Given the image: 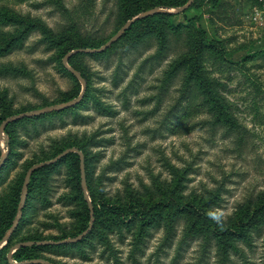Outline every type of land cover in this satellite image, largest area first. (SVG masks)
<instances>
[{
	"label": "rangeland",
	"instance_id": "rangeland-1",
	"mask_svg": "<svg viewBox=\"0 0 264 264\" xmlns=\"http://www.w3.org/2000/svg\"><path fill=\"white\" fill-rule=\"evenodd\" d=\"M56 1H0V8L29 16L49 30L32 31L22 47L0 57L1 114L5 106L16 116L76 99L83 90L81 82L61 74L51 57L76 43L100 48L128 22L122 0ZM210 1L202 0L183 13L176 9L162 13L177 16L150 20L98 60L85 57L75 63L85 68L92 96L111 109L112 116L100 114L90 104L13 125L15 145L8 179L0 186V216L16 202V183L29 168L71 147L83 148L93 159L91 189L87 178L86 188L97 200L169 206L162 214V226L150 231L136 260L130 256L132 236L107 235V231L110 245L105 240L95 241L94 247L85 244L88 259L47 254L56 264H264V229L254 234L251 248L241 244L239 252L224 261L214 242L190 235L191 214L177 217L178 199L186 206L212 204L211 213L222 228L243 210L264 205V68L254 66L260 62L246 63L249 74L255 75L251 78L261 83L260 112L253 110L252 88L237 74L222 94L234 105L233 113L206 111L191 114L184 122L178 119L186 107L183 93L191 65L204 39L222 44L229 62L264 51V18L255 19L257 5L249 0ZM25 30L10 32L20 35ZM179 64L186 66L166 84ZM5 68L17 72L5 73ZM213 76L227 79L226 74ZM0 147L2 154L7 152L4 138ZM68 168L63 163L53 173L39 176L36 216L17 241L78 234L73 217L78 208L64 201L78 195Z\"/></svg>",
	"mask_w": 264,
	"mask_h": 264
},
{
	"label": "trees",
	"instance_id": "trees-1",
	"mask_svg": "<svg viewBox=\"0 0 264 264\" xmlns=\"http://www.w3.org/2000/svg\"><path fill=\"white\" fill-rule=\"evenodd\" d=\"M3 2H9L14 4H22L31 0H0ZM52 1V0H51ZM61 0H57L56 4H59ZM221 0H211L213 4H218ZM250 1V0H249ZM189 0H122V10L125 16V20L131 21L136 19L142 13L149 11L154 8H162L166 10H174L185 6ZM252 2V1H250ZM202 0H195L193 5L189 8H197ZM254 5H257L255 2H252ZM188 9V10H189ZM187 10V11H188ZM186 12V11H185ZM164 16H169L174 19L177 14H156L154 16L148 17L143 20L136 21L132 27L123 35V37L115 43L111 48L117 47L122 40H127V38L135 30L139 29L141 26L147 24L150 20L161 19ZM172 26H175V21L171 20ZM179 25H177L178 28ZM9 28L10 30H16L19 32L20 29H26L22 34L11 33L10 30L5 31ZM47 30L43 25H38L34 22L29 16H21L15 11L10 10L9 8L3 6L0 8V57L9 55L16 48L23 46L24 37L30 34L34 30ZM205 37V36H204ZM206 38V37H205ZM201 43L199 53L191 65V72L187 80L186 87L184 89V102L186 101V107L183 109L182 115L178 118L181 122H184L185 119L189 118L191 114H198L201 112H218L219 114L227 115L229 112H234V105L224 96L223 93H227L229 90V82L237 75L241 74L244 78V85L248 88H252L254 96L253 110L255 113L260 112V104L257 101L259 96L263 95L261 88V83L255 77V75L249 74V69L246 63L251 62H260L256 63L254 66H259L264 68V51L256 52L250 56L245 57L241 62L234 63L227 60V51L223 48L222 44L217 42L210 41L207 43V39ZM101 48V47H100ZM111 48L103 53L95 54H75L69 60L71 67L76 69L82 77L87 82V91L84 99L74 108L68 110L53 112L50 114H45L40 117L35 118H25L17 122L9 124L5 133L8 135V142L4 139L5 148L9 151V156L4 167L0 171V186L3 185L8 179L9 172V161H11L13 154V146L15 145V138L12 134V127L18 123L25 121H41L43 119L58 116L67 112H73L80 110L83 107H88L90 104L94 105L95 109L100 112L102 115L112 116L114 112L111 109L106 108V105L95 99L92 96L91 89L89 88L90 81L89 77L85 73V68H80L77 64V61L85 57H89L95 60L103 57ZM78 49H99L95 48L92 45L76 43V45H71L65 47V49L59 50L55 55L51 57V61L56 64L59 72L64 76H69L75 81L80 82L63 64V59L65 56L72 51ZM259 64V65H257ZM186 65L179 64L176 68L173 69L172 73L168 76L166 84L169 82L170 78L174 76L182 67ZM11 68V67H10ZM5 68V73H16L15 69ZM214 73L226 74L227 79L225 82L222 81L223 78H217L213 76ZM233 74V75H232ZM79 97V96H78ZM77 97V98H78ZM69 102V101H68ZM67 103V102H66ZM60 103H54L55 106ZM63 104V103H62ZM47 105V104H46ZM47 107V106H43ZM27 113V112H26ZM20 115V114H19ZM14 114L8 110V107H3L2 114L0 113V125L8 118L13 117ZM75 148V147H71ZM70 149V148H68ZM79 149L85 156V174L88 179V187L91 189L89 184V168L92 165V157L84 151L83 148ZM67 150V149H66ZM2 149L0 147V161L2 159ZM64 151H59L54 155L53 159L57 157ZM52 159V160H53ZM50 161V160H47ZM46 162V161H45ZM43 163V162H42ZM63 163H68L69 175L72 182L78 187L76 198H64V201L67 205H75L78 210L73 213V217L78 221V234L75 236H67L66 234L59 235L57 237H41L33 236L25 238L23 240L17 241L18 237L21 236L26 228L33 224L34 217L36 216V211L38 206L36 202L38 201L37 195L35 196L34 192L37 186L40 184L39 176L49 175L53 173L59 166ZM36 165V164H35ZM34 166V165H33ZM32 166V167H33ZM30 169V168H29ZM28 169V170H29ZM27 173V172H26ZM26 173L23 174L17 181L16 185L18 186V198L16 202L9 207L7 211L1 214L0 216V241L8 235L10 229L13 226L14 221L18 217V208L20 203V197L22 195L23 185L25 181ZM39 191L38 189H36ZM90 192V190H89ZM93 193V192H92ZM90 192L89 199L92 202L94 216H92L88 200L85 197V192L82 187V175L80 168V157L76 153H72L61 159L59 162L52 164L50 166H45L38 169L34 172L31 177L29 188H28V197L25 204V207L22 212L21 220L18 224L13 235L8 240L7 244L0 249V264H10L8 260V254L10 253L12 247L19 243L24 242H59L68 239H74L85 231L88 230L92 219L94 217L95 222L90 233L84 237L81 241L72 243V244H45V245H33L28 247H22L18 249L13 254V261L16 263H24L30 260H45L52 264H56L52 261L47 254L55 255L59 257H68L73 254H77L83 259H88L87 242L93 246L95 241L99 243L107 242V245H110L109 239H106V236L109 234L118 235L119 237H124L126 234H130L133 238L131 258L136 260V257L139 252H141V247L144 246L146 240L150 235V231L157 229L162 226L164 219L162 214L169 210V206L165 203L155 202L150 203L148 206L144 205L140 201L131 203L130 206H123L121 204H112L108 203L104 199H98ZM177 217H183L184 215L191 214L193 216V221L189 230L190 235L194 237L201 238L205 236L206 242L212 244L214 242L217 247L220 249L222 260H227L230 253H238L239 246L244 244L251 248L253 246L254 234H257L259 230L264 229V205L258 207L256 210H243L238 214L236 219L226 228H222L219 221L213 217L212 204L208 203L205 206H186L181 204L179 199L177 200ZM216 202V201H215ZM169 204V203H168ZM175 205L173 206V208ZM176 214V213H175ZM76 221V222H77ZM173 219L168 223L171 227ZM109 231L110 233L106 232ZM93 244V245H92ZM94 247V246H93ZM42 264V263H37Z\"/></svg>",
	"mask_w": 264,
	"mask_h": 264
},
{
	"label": "water",
	"instance_id": "water-1",
	"mask_svg": "<svg viewBox=\"0 0 264 264\" xmlns=\"http://www.w3.org/2000/svg\"><path fill=\"white\" fill-rule=\"evenodd\" d=\"M194 1L195 0H189V2L185 6L176 9V12L183 13V12L187 11L193 5ZM159 13H173V12H171L169 10L162 9V8L151 9V10L146 11V12L142 13L141 15H139L136 19L128 21L121 28V30L108 43H106L101 48H99V49H78V50L72 51L71 53L67 54L65 56V58L63 59V64L67 68V70L70 71L82 84L83 90H82V93L79 95V97L74 99V100H72V101H69L67 103H63V104H59V105H55V106H51V107H47V108H42V109H39V110L34 111V112L25 113V114H21V115H16V116H13V117H10V118L6 119L0 125V139L4 138L8 142V137L5 134V129L11 123L17 122V121L25 119V118H35V117H40L42 115L50 114V113H53V112H60V111L68 110L70 108H74L75 106H77L85 97V94H86V91H87V82L82 77L80 72H78L76 69H74L73 67L70 66L69 60L71 59V57L74 56L75 54H80V53L81 54L103 53V52L107 51L109 48H111L115 43H117L123 37V35L132 27V25L136 21L146 19L148 17L154 16V15L159 14ZM72 153H76L80 157V168H81V175H82V187H83L84 192H85V197L88 200V205H89L91 214H92V216H94L93 206H92V203H91V201L89 199V194H88L87 188H86L85 156L77 148L67 149L64 152H62L61 154H59L57 157H55L53 160L36 164V165L31 167L27 171L26 176H25L24 185H23L21 200H20V204H19V208H18V211H19L18 217L14 221L13 226L10 229L8 235L5 236L0 241V249L7 244L8 240L10 239V237L13 235V233L16 230V228L18 227V224H19V222L21 220V217H22L23 209H24L26 201H27L28 188H29L30 180H31V177L34 174V172L37 171L40 168L45 167V166H50L52 164H55V163L59 162L61 159H63L64 157H66L67 155L72 154ZM8 155H9V151H7L6 153L2 154V159L0 161V171L4 167V165H5L6 161H7ZM94 222H95V219L93 217L92 222H91L90 227L88 228V230L85 231L80 236L74 238V239L63 240V241H59V242H55V243H51V242H24V243H19V244L15 245L14 247H12L10 253L8 254L9 263L10 264H37V263L52 264V263H50L48 261L41 260V259L30 260V261H27V262H24V263H16V262L13 261L12 257H13V254L18 249H20L22 247H28V246H33V245H45V244L63 245V244H72V243L79 242V241H81L84 237H86L90 233V231L93 228Z\"/></svg>",
	"mask_w": 264,
	"mask_h": 264
},
{
	"label": "built area",
	"instance_id": "built-area-1",
	"mask_svg": "<svg viewBox=\"0 0 264 264\" xmlns=\"http://www.w3.org/2000/svg\"><path fill=\"white\" fill-rule=\"evenodd\" d=\"M257 4V8L254 10V17L259 21H263L264 18V0H250Z\"/></svg>",
	"mask_w": 264,
	"mask_h": 264
}]
</instances>
